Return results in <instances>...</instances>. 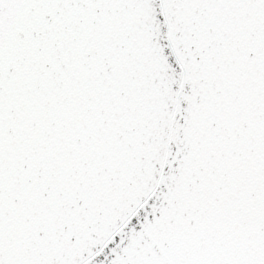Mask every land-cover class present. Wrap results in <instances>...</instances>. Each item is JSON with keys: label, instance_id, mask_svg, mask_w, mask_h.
<instances>
[{"label": "snow or ice", "instance_id": "6c2138e0", "mask_svg": "<svg viewBox=\"0 0 264 264\" xmlns=\"http://www.w3.org/2000/svg\"><path fill=\"white\" fill-rule=\"evenodd\" d=\"M0 264H264V0H0Z\"/></svg>", "mask_w": 264, "mask_h": 264}]
</instances>
